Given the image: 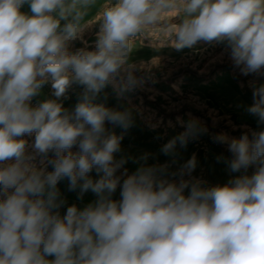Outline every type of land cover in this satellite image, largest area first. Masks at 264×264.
<instances>
[{"label":"clouds","instance_id":"1","mask_svg":"<svg viewBox=\"0 0 264 264\" xmlns=\"http://www.w3.org/2000/svg\"><path fill=\"white\" fill-rule=\"evenodd\" d=\"M93 4L0 0V264H264V130L229 142V170H256L223 185L185 178L195 156L171 174L178 179L167 165L117 175L123 135L106 123L126 130L131 114L98 102L109 85L122 94L139 83L129 57L145 38L177 51L222 43L244 75L264 71V0H113L85 23ZM46 84L53 98L33 104ZM74 85L81 91L68 109ZM253 98L247 110L264 123V85ZM191 130L162 151L183 146ZM64 179L78 198L97 199L62 214Z\"/></svg>","mask_w":264,"mask_h":264},{"label":"rangeland","instance_id":"2","mask_svg":"<svg viewBox=\"0 0 264 264\" xmlns=\"http://www.w3.org/2000/svg\"><path fill=\"white\" fill-rule=\"evenodd\" d=\"M113 0H94L85 23L96 21ZM21 11L30 13L28 4ZM85 33L89 48H94L95 31ZM74 42L73 50L81 47ZM129 62L137 66L135 75L139 83L122 94L109 85L98 98L107 107L131 114V125L126 130L106 123V128L116 135H123L120 152L116 159L124 158V169L132 174L141 165H167L169 178L193 156L196 168L191 177L206 182V186L223 185L240 175H252L256 166H250L233 173L228 168L232 153L228 144L232 139H240L253 131L264 130V123L250 114L248 108L254 103L253 91L264 85V71L244 75L235 65L230 51L222 43L200 42L193 48L177 51L170 46L156 47L150 38L138 40L129 57ZM143 64L144 67H140ZM81 88L73 86L68 98L63 100L65 108L71 109L78 101ZM50 84L43 86L41 94L34 98L33 104L51 96ZM182 146L177 140L175 149L165 154L162 148L170 140L189 133ZM219 137H224L222 142ZM30 143L34 136L25 137ZM76 151L77 148L72 149ZM146 157V159H144ZM49 171L52 170L49 166ZM90 175L98 178L93 170ZM68 180L58 184L66 205L75 204L80 208L94 202L97 197L91 191L78 198L79 189L70 191ZM120 198V188L113 199Z\"/></svg>","mask_w":264,"mask_h":264}]
</instances>
